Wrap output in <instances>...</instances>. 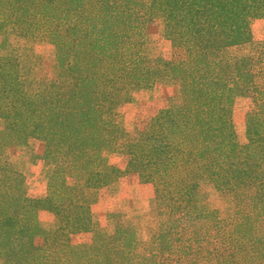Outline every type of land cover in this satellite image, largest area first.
I'll return each mask as SVG.
<instances>
[{"label": "trees", "instance_id": "16d2710c", "mask_svg": "<svg viewBox=\"0 0 264 264\" xmlns=\"http://www.w3.org/2000/svg\"><path fill=\"white\" fill-rule=\"evenodd\" d=\"M259 17L264 0H0V31L25 40L45 37L55 46L59 69V84H51L44 96L26 92L16 47L7 38L0 44V158L5 146L30 136L45 141L48 162L56 164L49 196L31 201L21 175L0 159V248L13 249L0 260L198 264L199 256L191 257L198 232L184 239V231L194 223L191 212L197 218L203 214L195 206L201 179L250 201L249 213L232 231L211 216L220 224L218 247L207 252L211 264H264V41L254 55L226 58L228 49L252 43L250 23ZM155 18L172 41L196 39L183 47L185 59L166 62V71L142 55L146 27ZM164 76L177 82L179 93L158 128L133 145L138 164L130 167L151 175L157 203L168 201L167 210L159 211L165 224L151 239L159 248L144 251L134 231L118 224L111 236L98 237L100 243L96 236L90 245L69 244L73 256L56 253L58 245L69 243L70 229L92 218L90 202L85 195L79 199L65 177L83 176L88 187L103 175L122 172L108 164L120 147L114 90L151 86ZM238 95L253 103L245 144L238 142L232 123ZM128 148L120 150L129 153ZM43 204L54 216L61 207L62 220L41 227ZM205 220L202 229L210 223Z\"/></svg>", "mask_w": 264, "mask_h": 264}, {"label": "rangeland", "instance_id": "374dc122", "mask_svg": "<svg viewBox=\"0 0 264 264\" xmlns=\"http://www.w3.org/2000/svg\"><path fill=\"white\" fill-rule=\"evenodd\" d=\"M249 32L252 43L228 49L226 58L227 56L254 55L257 52L259 44L264 41V17L252 20ZM5 38L11 46L16 47L21 68V78L19 79L23 81L21 82L26 92L40 93L44 96L51 84H59L56 49L49 40L43 36L25 40L15 34L0 31V44ZM194 41L196 39L172 41L166 36L162 20L155 18L146 27L142 55L166 71V62L185 59L184 48ZM20 80L18 81L20 82ZM178 93L179 85L177 82L169 80L167 76L151 86H129L123 90L120 88L114 90L116 103L112 113L115 124L118 126L116 140L117 146L120 145V147L109 155L108 164L119 168L122 172L103 175L88 187L84 183L83 176L78 178L76 174H72L65 177L66 185L76 188L77 197L80 199V195H85L87 201L90 202L89 212L92 218L90 223L70 229L69 243L67 241L58 245L56 253L60 251L62 256H73L74 253H72L69 244L77 247L90 245L96 236L95 239L100 243L98 237L111 236L118 229V224L123 229L129 227L134 231L136 239L143 244L140 246L144 251L146 246L153 247L152 249L159 248V243L152 244L151 239L154 233L165 224V217L159 211L167 210L168 201L165 204L157 203L156 187L152 182L151 175L135 170V168L131 169L138 164L133 152V145L139 140L142 133H150L158 128L160 120L171 112L173 98ZM252 105L251 98L243 95H238L233 100L232 123L240 144L247 142L246 118ZM3 125L4 121L0 119V127ZM125 145L129 147V153L120 150ZM3 151L0 159L5 161L14 172L21 175L24 195L31 201L45 200L49 196V177L56 169V164L48 162L50 158L46 157L45 141L27 136L21 142L12 141V144L5 146ZM198 182L195 206L197 211L203 214H201V218H197L195 212H191L192 218L195 219L192 220L194 227H186L184 239L192 237L193 230L198 232L195 239L199 242L191 241V244L195 246L191 257L199 256L198 264H211L207 252H213L214 247H218L215 237L218 225H225L223 228L232 231L236 224L244 221L245 215L249 213L250 201L249 197L244 194L239 195L218 190L212 184L201 179ZM43 206L38 211L39 224L43 228L56 223L55 219L59 222L65 215V211L61 207H59L58 214L54 216L52 212L45 209L48 207L47 204H43ZM211 216L223 222L219 224L217 220H211ZM205 219L210 223L207 228L202 229L201 222H207ZM209 227L211 229H208ZM12 252L13 249L10 246L0 248V255ZM148 252L150 253V250ZM151 255H155V253L151 251ZM0 264L4 263L0 260Z\"/></svg>", "mask_w": 264, "mask_h": 264}]
</instances>
